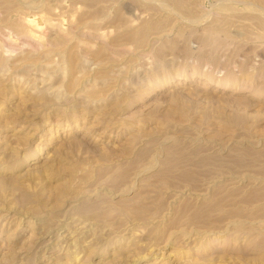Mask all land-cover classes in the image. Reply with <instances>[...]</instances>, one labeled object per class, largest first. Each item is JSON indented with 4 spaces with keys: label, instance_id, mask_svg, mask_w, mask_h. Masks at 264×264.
<instances>
[{
    "label": "rangeland",
    "instance_id": "obj_1",
    "mask_svg": "<svg viewBox=\"0 0 264 264\" xmlns=\"http://www.w3.org/2000/svg\"><path fill=\"white\" fill-rule=\"evenodd\" d=\"M0 264H264V0H0Z\"/></svg>",
    "mask_w": 264,
    "mask_h": 264
},
{
    "label": "bare ground",
    "instance_id": "obj_2",
    "mask_svg": "<svg viewBox=\"0 0 264 264\" xmlns=\"http://www.w3.org/2000/svg\"><path fill=\"white\" fill-rule=\"evenodd\" d=\"M29 34H31V33L29 32ZM32 34H33V33H32ZM32 34H31V35H32ZM34 34H35V32H34ZM15 161H16V160H15ZM1 169H2V168H1ZM49 172H50V171H49ZM102 176H103V175H102ZM98 180H99V179H98ZM184 209H185V208H184ZM176 212H177V211H176ZM75 256H76V255H75Z\"/></svg>",
    "mask_w": 264,
    "mask_h": 264
}]
</instances>
